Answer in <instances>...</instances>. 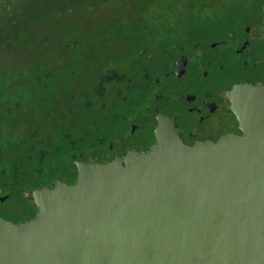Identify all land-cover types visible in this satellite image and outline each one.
<instances>
[{
    "label": "flooded vegetation",
    "instance_id": "flooded-vegetation-1",
    "mask_svg": "<svg viewBox=\"0 0 264 264\" xmlns=\"http://www.w3.org/2000/svg\"><path fill=\"white\" fill-rule=\"evenodd\" d=\"M158 1L0 0L3 219L33 220L26 194L79 163L149 151L161 123L189 146L240 135L230 93L264 85V0H166L165 23Z\"/></svg>",
    "mask_w": 264,
    "mask_h": 264
},
{
    "label": "water",
    "instance_id": "water-1",
    "mask_svg": "<svg viewBox=\"0 0 264 264\" xmlns=\"http://www.w3.org/2000/svg\"><path fill=\"white\" fill-rule=\"evenodd\" d=\"M230 97L240 135L189 146L161 123L149 151L29 191L33 220L0 216V264H264V85Z\"/></svg>",
    "mask_w": 264,
    "mask_h": 264
},
{
    "label": "rangeland",
    "instance_id": "rangeland-1",
    "mask_svg": "<svg viewBox=\"0 0 264 264\" xmlns=\"http://www.w3.org/2000/svg\"><path fill=\"white\" fill-rule=\"evenodd\" d=\"M165 1L166 0H159L158 6L154 7L155 12L159 11V14L162 15L163 23H165L169 18H172L171 15L173 14L172 12H170V10L172 9L171 6H167V5L179 4V8H181L182 4L184 5L191 0H167L169 3L167 5H164ZM161 6H163V7L160 8ZM187 15H189V14H187ZM187 15L185 14V16H187ZM160 38H163V37H160Z\"/></svg>",
    "mask_w": 264,
    "mask_h": 264
},
{
    "label": "trees",
    "instance_id": "trees-1",
    "mask_svg": "<svg viewBox=\"0 0 264 264\" xmlns=\"http://www.w3.org/2000/svg\"><path fill=\"white\" fill-rule=\"evenodd\" d=\"M54 15H55L54 13L51 14V17H50V20H51L50 25H57L58 24L59 18H55ZM21 25H23V24L20 23V26ZM47 26H48V23H46L44 21V19L41 18V17L40 18L36 17L35 21L33 22V29L35 31H42V30L46 29ZM35 40L37 41V37L35 38Z\"/></svg>",
    "mask_w": 264,
    "mask_h": 264
}]
</instances>
